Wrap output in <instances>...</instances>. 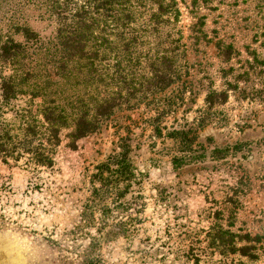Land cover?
Here are the masks:
<instances>
[{
  "label": "rangeland",
  "instance_id": "1",
  "mask_svg": "<svg viewBox=\"0 0 264 264\" xmlns=\"http://www.w3.org/2000/svg\"><path fill=\"white\" fill-rule=\"evenodd\" d=\"M191 1L188 9L179 5L187 50L178 83L116 113L74 149L62 141L50 169L0 158V264H84L91 237L102 264L237 262L238 255L224 260L207 249V235L218 222L237 229L264 221V0H197L208 37L239 53L233 76L244 70L247 50L263 62L260 76L240 82L212 108L207 93L223 90L232 75L222 77L229 67L213 44L191 46ZM26 12L42 40L53 37V23ZM123 143L141 184L125 199L126 222H102L97 232L101 222H80L89 178Z\"/></svg>",
  "mask_w": 264,
  "mask_h": 264
},
{
  "label": "trees",
  "instance_id": "2",
  "mask_svg": "<svg viewBox=\"0 0 264 264\" xmlns=\"http://www.w3.org/2000/svg\"><path fill=\"white\" fill-rule=\"evenodd\" d=\"M0 2L4 5L0 17V158L4 163L23 161L28 167L50 169L62 141L74 149L116 113L137 109L182 78L187 49L178 27L179 5L188 9L186 0ZM191 5V46L213 44L221 64L229 67L222 70V77L232 75L223 90L207 93L205 103L212 108L224 104L240 82L260 76L257 68L263 62L255 50H247L244 70L233 76L232 61L239 53L231 44L209 38L197 0ZM29 10L39 20L54 24L52 38L44 41L31 29L26 19ZM118 148L94 167L90 195L80 213V222H101L97 232L105 226L102 222H126L125 199L141 184L129 147L123 143ZM233 211L236 214L237 207ZM218 223L207 235V249L224 260L238 255L231 264H257L264 258V221L237 229L235 222ZM126 231L123 228L122 233ZM98 245L97 238L91 237L83 251L84 264H102ZM192 259L193 264L213 263Z\"/></svg>",
  "mask_w": 264,
  "mask_h": 264
}]
</instances>
